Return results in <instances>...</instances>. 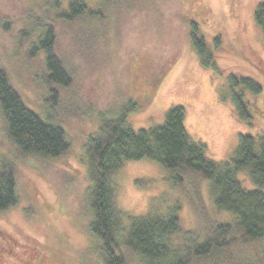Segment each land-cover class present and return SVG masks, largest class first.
<instances>
[{
  "label": "rangeland",
  "instance_id": "obj_1",
  "mask_svg": "<svg viewBox=\"0 0 264 264\" xmlns=\"http://www.w3.org/2000/svg\"><path fill=\"white\" fill-rule=\"evenodd\" d=\"M73 1L0 0V65L28 106L47 114L48 91L42 79L46 54L31 53L47 28H53L55 53L74 81L60 94L57 107L60 119L67 121L63 124L70 146L64 156H17L0 118V163H15L19 194L16 205L0 212V264H18L19 258L12 256L19 240L27 237L30 244L28 236L70 252L80 263L102 264L99 241L88 226L85 192L91 182L83 142L104 114L115 113L129 101L148 99L149 89L138 73L149 63L154 69L150 72L159 74L175 62L150 105L129 115L128 124L135 131L162 124L166 111L181 105L191 138L206 144L207 156L217 162L234 156L240 134H264V98L249 95L261 119L240 121L233 100V91L240 88H232L229 80L230 74L251 77L264 87V35L254 17L264 0H87V13L69 20L62 13ZM191 22L199 25L198 36L214 51L210 67L196 51ZM238 177L246 189L255 188L244 173ZM114 180L117 203L127 218L177 203L182 230L200 231L191 200L198 183L211 214L225 220V213L208 197L210 182L193 173L182 176L145 159L125 162ZM122 249L128 264H145L124 245ZM242 254L249 255L250 249Z\"/></svg>",
  "mask_w": 264,
  "mask_h": 264
},
{
  "label": "trees",
  "instance_id": "obj_2",
  "mask_svg": "<svg viewBox=\"0 0 264 264\" xmlns=\"http://www.w3.org/2000/svg\"><path fill=\"white\" fill-rule=\"evenodd\" d=\"M85 13L87 0H76L70 3L68 12L62 14L72 20ZM254 17L264 35V2L257 6ZM191 26L190 36L196 51L203 65L210 67L214 64V51L209 48L207 39L198 36L199 25L191 22ZM42 35L40 45H33L31 53L33 57L38 50L46 54V72L42 74L48 91L46 116L28 106L11 82L8 71L0 65V118L17 156L23 158H59L70 146L63 124L67 121L60 119L57 107L60 94L73 87V75L55 53L53 28H47ZM174 63L164 66L159 74L150 72L154 70L151 63L141 67L138 74L149 89L148 99L129 101L115 113L104 114L83 142L91 182L85 192L90 214L88 226L99 241V259L102 264H128L122 249L124 245L145 264H264V134H240L234 156L229 161L217 162L207 156L206 144L191 138L185 126L186 111L181 105L170 107L163 123L151 129L135 131L128 124L131 113L150 105L161 80ZM229 80L232 88H240L233 91L238 119L249 124L255 118L261 119L249 95L264 98L262 84L235 74H230ZM145 159L157 162L166 170L181 172L182 176L193 173L209 181L208 197L216 210L225 213V220L211 214L198 183L194 184L196 198L191 200L198 212L200 231L182 230L181 205L177 203L166 209L152 207L145 215L127 218L117 203L114 179L125 162ZM14 166L12 160L0 163V212L19 201ZM240 173L246 175L254 189L242 185ZM25 239L27 237L24 242L19 240L17 252L10 255L19 258L18 264H97V260L80 263L70 252L34 236H28L30 244H26ZM244 248L250 249L249 255L242 254Z\"/></svg>",
  "mask_w": 264,
  "mask_h": 264
}]
</instances>
